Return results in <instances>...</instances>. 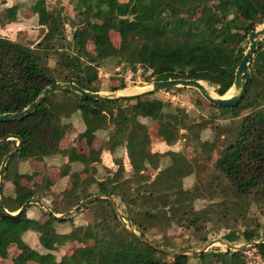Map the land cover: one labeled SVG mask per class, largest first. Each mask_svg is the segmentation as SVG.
I'll list each match as a JSON object with an SVG mask.
<instances>
[{"label": "trees", "instance_id": "obj_1", "mask_svg": "<svg viewBox=\"0 0 264 264\" xmlns=\"http://www.w3.org/2000/svg\"><path fill=\"white\" fill-rule=\"evenodd\" d=\"M70 1L75 3L76 21L60 9H50L48 0H35L32 12L49 38L36 47L0 36V115L23 111L53 83H75L96 92L100 69L112 61L126 71L137 72L141 66L144 72H151L145 82L194 79L210 84L222 97L234 85L236 70L249 47V35L264 24V0ZM19 11V4L6 8L0 26L17 22ZM68 22L74 28L71 39L66 33ZM112 32L118 34V46ZM52 58L54 67L49 65ZM249 72L246 94L236 107L213 105L219 112L211 116L213 120L230 121L214 130L215 142L222 147L210 141L200 144L204 155L211 157L216 150L218 159L209 181L191 190L184 188V179L207 167L181 152H153L149 125L141 119L156 122L157 136L169 146L195 123L185 110L173 108L153 97L154 93L101 102L60 90L30 116L0 122V171L6 157L17 150L16 138L23 142L21 150L8 161L2 182L0 197L9 214L0 208V260L6 259L15 246L20 257L13 264H189L191 257L182 253L201 249L208 243L210 232L229 228L228 223H221L223 219L244 222V229L230 231L222 238L223 243L237 246L264 240V224L248 220L252 209L264 206V38L258 41ZM126 88L122 82L111 90ZM240 111L251 112L241 118ZM75 116L85 126L78 140L91 147L98 133L109 132L105 150L115 154L126 149L133 174L127 178L117 160L118 171L108 170L115 187L98 185V195L121 200L125 210L116 207L126 222L108 199L86 205L94 210L96 221L77 228L75 234L92 243L58 261L52 252L61 236L53 227L66 219L51 216L40 225L27 217V211L18 214L27 202L41 199L37 188L20 184L21 178L30 176L18 172L17 165L33 159L47 163L61 156L68 157L70 164L84 166L86 172L93 169L91 165L100 162V152L92 149L86 155L76 148L61 149V142L73 131L71 120ZM186 138L192 141L190 136ZM164 157L170 159V165L159 178L138 185L147 171L159 168ZM62 168L64 176L70 167ZM215 176L220 178V185ZM9 181L14 184V194L7 197L5 183ZM79 189L74 185L67 193L70 202L66 212L91 197L87 190ZM77 194L78 201L73 199ZM198 196L219 200L197 210ZM260 212L264 216V207ZM174 227L185 229L195 241L185 247L173 243L166 233ZM29 230L40 233L39 240L48 253L41 254L24 242L23 235ZM144 238L175 255L152 247ZM251 248L264 262V243ZM244 250H209L194 257L205 263L249 264Z\"/></svg>", "mask_w": 264, "mask_h": 264}, {"label": "rangeland", "instance_id": "obj_2", "mask_svg": "<svg viewBox=\"0 0 264 264\" xmlns=\"http://www.w3.org/2000/svg\"><path fill=\"white\" fill-rule=\"evenodd\" d=\"M10 4H19L21 7L20 10V17L16 23H13L9 26L3 27L0 29V36L6 37L8 39H11L13 41L21 42L24 45L30 46L32 48L36 47L43 39H49L48 36H46V30L44 27L39 25L38 17L32 12V6L35 2V0H9ZM120 2L124 3L127 2V0H119ZM5 2H7L5 0ZM48 5L50 9H56V10H62V13L70 18L71 21H76L75 18L77 17V11L75 9V3H72L70 0H48ZM4 6H0V13H3ZM241 17V15H240ZM264 25V24H263ZM263 25L259 26L257 29H260ZM73 26L70 22L66 24V33L69 39L72 37L73 33ZM111 37L113 42L116 46L119 45V37L116 33H111ZM262 40V39H261ZM89 50L93 52L94 47L92 44L88 45ZM116 61H112L108 67L101 68L99 71V78L100 82L97 85V91L98 93H101L104 96H112L117 94H123L125 90L134 88V87H141L145 85H152L154 82L153 80L150 82H145L144 78L151 75V72H144V69L139 66L137 72H133L131 70H124L121 66L117 65ZM49 65L51 67H54L56 65V61L52 58L49 61ZM126 84V89L123 92H113L111 89L114 87L120 86L121 83ZM205 83L206 91L214 94V96L219 97L216 93V89L212 87L210 84ZM239 92L235 90L234 87L230 89L224 96L225 98H229L231 96L238 95ZM153 97H156L158 99H161L165 103L171 104L173 108L182 109L185 110L186 113L191 117V120L194 121V125L190 126L189 129L182 132L181 136L182 138L174 145L169 146L165 143H161L160 138L157 137L156 132H153V124L151 121L147 122V120L143 123H148L149 125V132L152 134V151L155 153L165 154L170 151L172 152H181L184 153L185 156L190 161H198L203 166H206L207 169L202 170H196L195 173L187 178L184 179L183 185L186 190L194 189V187L199 186L201 182L207 183L209 181V175L212 176V170L214 168V165L218 159V153L216 150L213 151L211 154V157H208L207 155L203 154V150L200 147V144L204 141H210L213 144L222 147L220 142H215L216 135L214 133L215 127L218 124H226L230 120L227 121H218L216 122L211 118V116L219 115V112L216 111V109L213 108V105H211L209 102H207L204 97L201 95V93L195 89V88H176L169 91H162V92H156L154 93ZM241 118L247 117L251 111H240ZM71 123L73 125V131L68 137V140H78V136L80 133H82L85 130V126L82 124L80 117L75 116ZM152 126V127H151ZM154 133V134H153ZM98 136L102 140H108L109 138V132H100L98 133ZM191 137V142L187 141V138ZM224 139V137H223ZM66 141L65 143H67ZM85 143V142H84ZM87 150V149H86ZM104 151V150H103ZM122 161L124 162L127 173V178H131V175L133 174V170L131 171L130 165L126 159L125 149H119L116 151L115 154H111L110 152H105L102 156V163L95 166L97 172H93L91 169L90 171H85V183L84 185L90 184L88 188L86 189L89 194H92L90 198L94 196H98V185L97 182H101L103 178L106 176H109L110 173L108 172V169H112L113 172H116L117 166L115 164V161ZM67 160L64 159L61 156H57L54 158H51L47 160V164L45 163L44 166L40 168H44L45 170H48L50 167H56L59 169L57 172L58 174L61 172V169H63V165L65 164ZM31 162V161H30ZM30 162H21L17 165V170L20 173H26L29 172L32 169H34V166H39L38 163H35L33 165L30 164ZM48 165V167H46ZM170 165V159L168 157H164L161 160V163L159 165V168L154 170L151 169L144 174L143 179L138 183V185L144 184H150L153 181L157 180L159 178V173L163 170H165ZM47 168V169H46ZM81 167L77 166L75 169H80ZM36 171V170H35ZM32 172V170H31ZM215 181L217 184L220 185V178L215 176ZM109 178V177H108ZM107 178V179H108ZM84 181V180H83ZM64 182H60V184L63 185ZM62 185L57 186L55 188V191L59 192L62 189ZM83 185L80 187L79 191L83 192ZM87 187V186H85ZM207 187V186H206ZM14 194V184L13 182L9 181L5 183V195L7 197L12 196ZM45 198V197H42ZM89 198V199H90ZM41 199V198H40ZM115 203L120 206V209L122 211L125 210V206L121 203V200L119 198H114ZM42 200V199H41ZM40 200V201H41ZM88 200V199H87ZM219 199H216L214 201L211 200V197H207L205 199H202L201 196H198V199L196 200V206L195 208L197 210H201L206 208L208 205H210L213 202L218 201ZM59 202V200H57ZM86 201V200H84ZM42 207L46 208L47 206L52 205L51 198L47 197L45 201H41ZM37 206V205H35ZM39 207V205H38ZM263 204H259V208H254L250 211L248 215V220L256 219V221H261L264 224V216L260 212L261 208H263ZM90 209V208H87ZM119 210L121 213L122 211ZM93 213V216H92ZM72 220H68L65 224H59L56 228L58 231L60 230H66L70 231L73 226H81L86 225L88 226L90 223H93L95 221V213L94 210L90 209L88 210V213L86 215L81 214L77 215V213L74 212L72 214ZM94 219V220H93ZM124 222L126 220L124 219ZM221 223L229 224V228H222L220 231H212L210 232L208 238V243H214L212 247L209 250H220V251H227L229 250L225 243H223L222 238L224 235L228 234L230 231H242L244 229V222H239L235 220H226L223 219ZM164 224V222H162ZM85 226V227H86ZM77 228V227H76ZM75 228V229H76ZM166 235L173 241L175 244H179L183 247L187 246L188 244H191L195 241V236H192L191 233H188L185 229H182L180 227H174L167 231ZM163 234L155 236V237H162ZM38 236L36 234H31V236L28 238L31 242H36ZM197 245V244H195ZM238 247H241L243 245H237ZM244 250L245 256L247 257V260L249 261V264H264V262L259 258L257 253L251 248V246H248ZM20 257V251L17 253V248L14 246L8 254V257L6 259L0 260V264H13L14 260ZM59 259V257H58ZM198 261V260H197ZM197 261L194 259L191 261V264H197ZM217 264V263H216Z\"/></svg>", "mask_w": 264, "mask_h": 264}, {"label": "crops", "instance_id": "obj_3", "mask_svg": "<svg viewBox=\"0 0 264 264\" xmlns=\"http://www.w3.org/2000/svg\"><path fill=\"white\" fill-rule=\"evenodd\" d=\"M6 1L7 2H5V0H0V6H4L3 10H5L6 8H10L12 6L18 5V3L12 5V4L9 3L10 2L9 0H6ZM20 10H21V7H20ZM1 15H2V13H0V18H1ZM19 17H20V11H19V14H18V19H19ZM9 25H11V24H7L5 26H0V29H2L3 27L9 26ZM123 91L124 90H121V91H118V92H123ZM142 120H145V119H142ZM146 120H147V122H149L148 119H146ZM143 122H145V121H143ZM151 123L153 124V127L151 126L152 129H153V132L155 131L156 134H157V130H158L157 123L156 122H151ZM69 136H70V134L67 135V137L61 142V149L69 151L72 148H76L78 153H84L86 155H89L90 151L92 149L100 152V162L99 163H94L93 165H91V168H93L92 171L95 172L96 171L95 166H97V165L102 163V156L104 154V151L105 152H109V151L105 150V148H104L105 140H102V139L99 138V136H97V138L93 142V145L90 147L86 142L85 143L84 142H80L79 140H76V139H74V140L69 139L68 140ZM151 136H152V134H151ZM66 141H68V142L65 143ZM160 141H162L161 143H165L161 139H160ZM125 154H126V159H127L128 163H129L131 171H132V166L130 164V160H129V157H128L126 149H125ZM63 158L67 160L64 165H68L70 167L69 171L66 172L67 173L66 175L62 176L61 173L58 174L57 172L59 171V169H57L56 167H50V168H48V170H45L44 168H40V167L45 165L44 160L33 159V160H31L30 164L33 165L35 163H38L39 166H34L33 167L34 169L31 168L32 172L30 170L29 172L22 173V174H25V175H29L30 178L29 177L28 178H21L20 181H19L20 184H22V185H26V186H29L31 188H37L38 189V195L43 200V202L45 201V199L47 197L51 198L52 205L47 206L46 208H44V207L41 208L42 207V203L41 202H40L41 204H37V203L31 204L27 208V217L30 220L36 221L40 225H43V224H46L51 219V216H53V217H55L56 219H59V220L66 219V221L63 222V223H57V224L55 223L54 227H53L55 234L61 236V238L58 239V241L55 244V250L52 252L57 257L58 261H61L62 257H64V256L73 254L75 250H77L79 248H82V247H85V246H88V245H90L92 243V241H90L89 239H87V238H85L83 236H77L75 234V230L77 228H82V227L86 228L87 227L86 225L73 226V228L70 231L69 230L68 231H66V230L58 231L57 228H56L59 224H65L68 220H72V218H73L72 214H74V212L77 213V215L79 216L81 214L86 215L88 213V210H90V209H87L86 207L80 208L79 205L82 203L81 202L78 206H76V207H74V208H72V209H70L69 211L66 212V210L69 207V202H70L68 199L66 200L67 193H71L72 192V189H73L74 185H78L80 187L83 185L84 186L83 187L84 191L88 187H85V185L83 184L86 181L85 180V178H86L85 167L84 166L75 165V164H70L68 157H63ZM115 164H116L117 168L119 169V166L117 165L116 161H115ZM120 165L124 167L125 172L127 173V169H126V166H125L123 160L121 161ZM77 166H79L81 168L80 169H75ZM46 167H48V165ZM118 169H116V172L118 171ZM108 170H111V172H113L112 169H108ZM116 172L114 171V173H116ZM96 173L97 172H95V174ZM127 174H131V173H127ZM111 178H112V174H110L109 176H106L105 178H103V180L101 182L98 181L97 185L105 184V185H108V186L109 185H113V187H115V185L112 184V182H111ZM60 182H64L63 185L60 184ZM60 185L63 186L61 191H59V192L55 191V188L57 186H60ZM42 197H45V198H42ZM73 199L78 201V200H80V196L77 194ZM57 200H59V202ZM113 200L115 202L114 198H113ZM35 205H37V206H35ZM38 205H39V207H38ZM92 216H93V213H92ZM95 221H93V222H95ZM91 224L92 223H90L89 225H91ZM33 233L36 234V236H38L37 243L34 242V241L31 242V241L28 240V238ZM39 237H40V233L29 230V231L25 232V234L23 235V240L32 249L36 250L37 252H39L41 254L48 253L49 250H47L45 247L42 246V244H41V242L39 240ZM208 244L209 243H207L206 245H208ZM206 245H204L201 249H199L197 251H201L202 249H204V247ZM209 249L207 251H209ZM195 255H199V254H189L188 255L189 257H191V259L189 261V264H191V261L193 259L195 261L198 260L197 264H216L217 263V262L205 263L203 261L201 262V261H199L198 258L194 257ZM58 257H59V259H58ZM217 264H221V263H217Z\"/></svg>", "mask_w": 264, "mask_h": 264}, {"label": "water", "instance_id": "obj_4", "mask_svg": "<svg viewBox=\"0 0 264 264\" xmlns=\"http://www.w3.org/2000/svg\"><path fill=\"white\" fill-rule=\"evenodd\" d=\"M262 38H264V25L260 29H256L255 31H253L249 35L248 50L246 51L240 65L238 66L236 73H235V82H234L233 87L235 88L236 91L239 92V94L235 95V96H231L229 98H225V97H221V96L213 97L211 94H209L206 91L202 81H198V80H194V79H191V80L170 79L167 81H155L152 83V85H153L152 89L145 91L143 93L136 94V95L117 94V95H112V96H104L98 92H90V91L84 90L83 88L76 85L75 83H69V84H67V83H53L47 89L44 90V92L38 98L37 101L33 102L31 105H29L23 111H20V112L14 113V114L0 115V122L18 121V120H21L22 118L30 116L32 113H34L40 107V105L45 101V99L48 98V96H50L52 93L60 91V90L73 91L76 94H78V95H80L86 99H91V100H96V101H101V102H107V101H123V100L129 99V98H134V97L142 96V95L149 94V93L169 91V90H173L176 88H195L201 93V95L204 97V99L207 102H209L211 105L218 106V107L233 108L239 104V102L244 98V96L246 94L247 80L250 76L249 64H250V61L254 58V56L256 54V51L258 48V41H260ZM12 139H14V138H12ZM16 139L19 141L18 146H17V150L14 151L12 154H9L6 157V159L3 162L2 167H1V171H0V196L2 193V182H3V177L5 174L7 163L23 147V142L19 138H16ZM0 143H1V141H0ZM99 199H108L111 202L113 208L116 210L119 218L124 219L122 213L117 209L116 203L114 202L113 198L106 196V195L94 196V197H92L86 201H83L79 205V207L80 208L85 207L86 205H88V204H90L96 200H99ZM34 203L41 204L38 199H33V200L27 202L21 208V210L18 212V214L21 212L27 211V208L31 204H34ZM0 208L2 209V211L4 213L9 214V212L6 210V208L4 206V203L1 201V197H0ZM144 241L147 242L148 244H150L152 247H154L160 251L175 255V253H173L171 251L156 247V245L154 243L147 240L146 238H144ZM262 243H264V240L259 241V242H252L248 245H243L241 247L230 245V244H226V246L230 250L237 251V250H244L248 246L252 247V246L262 244ZM213 244L214 243H210V244L206 245L204 247V249H202L201 251L190 250V251H187L186 253H182V254H185V255L201 254L203 252H206L209 248H211Z\"/></svg>", "mask_w": 264, "mask_h": 264}, {"label": "bare ground", "instance_id": "obj_5", "mask_svg": "<svg viewBox=\"0 0 264 264\" xmlns=\"http://www.w3.org/2000/svg\"><path fill=\"white\" fill-rule=\"evenodd\" d=\"M204 87L206 88L205 86V83H203ZM153 85H145V86H141V87H134V88H131V89H128V90H125L123 92V95H136V94H140V93H143L145 91H148L150 89H152ZM209 94H211L213 97H216L214 96L213 92L210 93L208 91Z\"/></svg>", "mask_w": 264, "mask_h": 264}]
</instances>
